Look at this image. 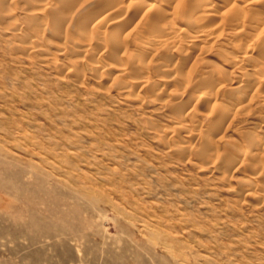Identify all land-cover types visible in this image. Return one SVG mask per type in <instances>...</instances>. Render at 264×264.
Here are the masks:
<instances>
[{"label":"rangeland","instance_id":"obj_1","mask_svg":"<svg viewBox=\"0 0 264 264\" xmlns=\"http://www.w3.org/2000/svg\"><path fill=\"white\" fill-rule=\"evenodd\" d=\"M0 264H264V0H0Z\"/></svg>","mask_w":264,"mask_h":264}]
</instances>
